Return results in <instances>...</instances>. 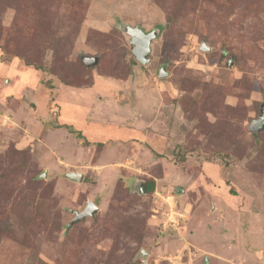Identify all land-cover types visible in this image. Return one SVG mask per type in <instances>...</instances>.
<instances>
[{
    "label": "rangeland",
    "instance_id": "374dc122",
    "mask_svg": "<svg viewBox=\"0 0 264 264\" xmlns=\"http://www.w3.org/2000/svg\"><path fill=\"white\" fill-rule=\"evenodd\" d=\"M263 105L264 0H0V264H264Z\"/></svg>",
    "mask_w": 264,
    "mask_h": 264
},
{
    "label": "water",
    "instance_id": "95a60500",
    "mask_svg": "<svg viewBox=\"0 0 264 264\" xmlns=\"http://www.w3.org/2000/svg\"><path fill=\"white\" fill-rule=\"evenodd\" d=\"M119 28L123 31H125L130 36V41L133 44V54L136 57V59L141 62L142 64H148L150 62L149 54L152 50V42L155 38L158 37L160 28H153L152 30H145L143 27H141L139 24L136 26H133L129 23L123 22L119 24ZM202 48L205 49L203 46ZM83 60L86 63V65L91 66L99 61L98 56H89L84 55ZM166 70L164 66H162L160 71V77H163L166 75ZM264 127V105L262 107V115L260 119L256 122H254V125L252 126V130L256 131ZM67 177L73 180L82 181L84 174L77 171H69L66 173ZM140 190L142 192H146V184L145 182L140 183ZM98 211V206L92 201L89 200L87 205L82 211H77L75 217L68 223V228L74 225L75 222L87 217L94 215Z\"/></svg>",
    "mask_w": 264,
    "mask_h": 264
},
{
    "label": "trees",
    "instance_id": "16d2710c",
    "mask_svg": "<svg viewBox=\"0 0 264 264\" xmlns=\"http://www.w3.org/2000/svg\"><path fill=\"white\" fill-rule=\"evenodd\" d=\"M20 56H18V57H21L24 61H26L27 62V60L25 59V56L22 54H19ZM97 56H99V61H98V63H96V64H94V65H91V66H88V65H86V67L87 68H92V69H94V68H97V65L98 64H100V62H101V55L99 54H96ZM25 62V63H26ZM31 62H29V64H30ZM85 63V62H84ZM86 64V63H85ZM37 67L36 68H38V69H41V70H43L42 69V67L40 66V65H36ZM67 128L68 129H70V131L71 132H73V133H75L76 134V136L78 137V138H81L82 140H83V142H84V144H89V141L86 139V137H85V135L83 134V132H82V130L81 129H77V128H75V127H73L72 125H68L67 126ZM154 188H155V180H150V181H147L146 182V189H147V191L146 192H151V191H153L154 190ZM139 191H141L140 189H139Z\"/></svg>",
    "mask_w": 264,
    "mask_h": 264
},
{
    "label": "clouds",
    "instance_id": "9594fccd",
    "mask_svg": "<svg viewBox=\"0 0 264 264\" xmlns=\"http://www.w3.org/2000/svg\"><path fill=\"white\" fill-rule=\"evenodd\" d=\"M15 63H18V61H13V67L10 70L7 71L6 75L12 76V75L16 74V72H15ZM18 83H22V81L18 82Z\"/></svg>",
    "mask_w": 264,
    "mask_h": 264
},
{
    "label": "crops",
    "instance_id": "0c3cea01",
    "mask_svg": "<svg viewBox=\"0 0 264 264\" xmlns=\"http://www.w3.org/2000/svg\"><path fill=\"white\" fill-rule=\"evenodd\" d=\"M100 81V80H99ZM97 85L95 84V86L94 87H96Z\"/></svg>",
    "mask_w": 264,
    "mask_h": 264
}]
</instances>
